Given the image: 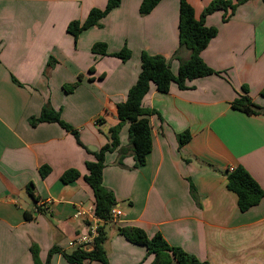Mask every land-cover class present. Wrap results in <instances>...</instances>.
Returning a JSON list of instances; mask_svg holds the SVG:
<instances>
[{
    "label": "crops",
    "instance_id": "1",
    "mask_svg": "<svg viewBox=\"0 0 264 264\" xmlns=\"http://www.w3.org/2000/svg\"><path fill=\"white\" fill-rule=\"evenodd\" d=\"M107 1L0 0V264H33L32 244L39 245L42 262L57 247L50 264H75L64 254L74 251L69 242L75 236L89 230V223L74 218L76 207L95 203L85 181L86 162L95 156L59 124L33 127L30 118L49 103L86 147L98 151L119 121L117 105L138 79L141 54L164 56L175 74L191 56L180 46V0H161L147 15L140 13L143 0H122L100 27L75 41L67 30L70 22L86 20ZM211 1L189 0L198 18ZM223 17L224 11L206 17L218 35L201 54L218 73L188 82L185 90L175 83L168 93L152 86L146 96L144 104L158 112L150 117L153 149L146 164L135 168L129 154L120 165L118 150L107 154L104 185L123 212L104 226L109 264L153 261L144 246L119 233L125 226L142 228L149 237L161 233L170 245L209 264H264V198L242 212L227 187V170L243 166L264 189V114L232 106L249 96L264 108V2L250 0L229 21ZM98 42L106 43L109 53L126 46L132 57L124 62L95 54ZM80 75V85L66 92L64 86ZM186 131L192 138L180 147L178 135ZM120 142L130 148L128 124ZM43 166L51 169L45 178ZM69 169L81 177L64 183ZM31 182L38 201L27 191Z\"/></svg>",
    "mask_w": 264,
    "mask_h": 264
},
{
    "label": "trees",
    "instance_id": "2",
    "mask_svg": "<svg viewBox=\"0 0 264 264\" xmlns=\"http://www.w3.org/2000/svg\"><path fill=\"white\" fill-rule=\"evenodd\" d=\"M161 0H143L140 6V13L147 15L160 3ZM250 0H212L203 10L200 18L196 13L189 0H180V20H179V37L180 46L191 51L188 60L182 61L177 74H175L167 59L162 55H150L143 52L140 57L141 71L136 83L130 88L126 101L117 105L118 123L108 129V144L96 152H91L80 139L77 129L63 120L61 112L54 109L49 103L45 104L38 117L30 118L29 122L33 127L40 123H57L66 131L72 133L80 145L95 156V160L87 161L86 168L88 174L85 175V181L92 188L95 197L94 211L96 215L104 221L100 227V236L95 241L93 250L85 251L74 249L71 254L65 253L66 259L75 264H84L86 260L101 261L109 264L104 243L106 235L104 226L111 223L112 210L117 206L118 201L112 190L104 185V169L106 167V157L109 152L119 151L118 163L123 165L124 159L132 154L134 156L135 168H140L146 164L147 156L153 149L152 124L150 117L158 112L144 104L146 96L149 94L152 86L159 92L168 93L172 84H177L180 89H188V82L202 78L208 75L218 73L202 58V51L205 50L210 42L218 35L217 27L206 25V17L216 11H224L223 20L229 21L236 13L238 7ZM264 2V0H262ZM122 0H108L104 9L93 8L86 20H75L68 25V32L74 36L75 41L79 35L93 27H100L101 21L110 14L114 9L120 7ZM92 52L99 55H111L120 58L126 62L132 57V52L128 47H123L120 51L109 53L108 45L104 42H98L92 47ZM51 60L49 64H51ZM83 76L75 83L64 86L68 93L73 92L79 85ZM264 94V92H263ZM233 108L240 110L249 115L264 114V108L254 104L249 96L238 97L232 104ZM100 126L105 125L102 118L97 120ZM129 125V142L130 148H122L120 142V133L123 127ZM192 136L189 131L178 135L180 147L191 140ZM51 169L43 166L40 173L45 178ZM81 177V172L77 169H69L62 175L64 183H71ZM227 187L234 192L238 198V207L240 211L246 212L252 207L261 203L264 198V189L243 166L234 168L233 171L227 170ZM192 193L195 188L191 186ZM27 191L29 195L38 201L34 193V184L31 182ZM40 211L39 208L36 210ZM26 218L31 219L26 213ZM129 242L144 246L148 255H152L151 264H209L207 261H201L196 256L187 253L182 248L170 245L161 233H156L149 237L145 230L136 226H125L118 229ZM33 264H50L54 253L60 251V248L54 247L49 253L46 262L40 258V247L32 244L30 248Z\"/></svg>",
    "mask_w": 264,
    "mask_h": 264
},
{
    "label": "built area",
    "instance_id": "3",
    "mask_svg": "<svg viewBox=\"0 0 264 264\" xmlns=\"http://www.w3.org/2000/svg\"><path fill=\"white\" fill-rule=\"evenodd\" d=\"M234 168H230L233 171ZM123 215V212L118 208L112 210L111 223H115ZM74 218L83 219L89 223V230L85 233L78 234L70 242L69 247L72 249H82L85 251H91L94 248L95 241L100 236V227L104 224V221L100 219L95 211L94 207H85L82 203L76 207Z\"/></svg>",
    "mask_w": 264,
    "mask_h": 264
},
{
    "label": "water",
    "instance_id": "4",
    "mask_svg": "<svg viewBox=\"0 0 264 264\" xmlns=\"http://www.w3.org/2000/svg\"><path fill=\"white\" fill-rule=\"evenodd\" d=\"M104 130L107 132V128L105 127ZM90 150L96 151V148L94 147H89Z\"/></svg>",
    "mask_w": 264,
    "mask_h": 264
}]
</instances>
